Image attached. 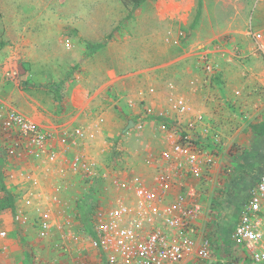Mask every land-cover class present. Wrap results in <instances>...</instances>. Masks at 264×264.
I'll use <instances>...</instances> for the list:
<instances>
[{
	"label": "rangeland",
	"instance_id": "rangeland-1",
	"mask_svg": "<svg viewBox=\"0 0 264 264\" xmlns=\"http://www.w3.org/2000/svg\"><path fill=\"white\" fill-rule=\"evenodd\" d=\"M263 7L264 0H144L138 7H133L130 0H0V91L9 94L3 98L26 116L35 111L55 124L71 118L67 100L73 90L84 94L83 88L91 96L101 86L109 87L113 91L110 110L122 117L123 124L120 135L111 138L114 152L120 156L123 152L128 155L130 150L138 155L144 147L150 153L156 146L157 150L161 147L164 126L180 123L176 116L160 113L172 109L169 98L174 96H165L167 110L164 107L159 112H149L143 108L128 114L119 106L125 87L157 66V52L171 57L181 52L188 40L210 37L213 45L223 40L229 57L226 66L232 67L234 58L247 61L248 52H242L241 44L233 39L253 25ZM161 39L163 45L159 47L157 41ZM104 40L107 43L103 47L92 51V45ZM254 51L264 66L262 51L258 46ZM173 64L167 63L165 67ZM246 69H250L249 65ZM217 70L215 67L208 75L202 72V80L210 87L204 98L209 109L194 113L200 120L207 115L214 132L211 137L219 141L218 159L199 187L203 213L196 228L209 239L213 257L222 264L225 240L237 219L238 205L264 167V89L232 93L226 80L213 76ZM26 101L34 102L35 109L28 108L29 104L21 109L19 103ZM7 107L0 101L1 112ZM80 108L87 109L85 104ZM91 115L94 113L82 117L90 120ZM58 117L60 120L54 121ZM1 146L0 136V150ZM102 152L96 154L92 149V156L105 155ZM1 167L2 164L0 170ZM57 178L53 189L59 193L64 188L68 195L81 244L65 254L62 248L54 246L56 240L51 241L49 250H43L47 247H41L42 242L37 241V262L102 264L98 257H92L86 237L90 215L102 204L100 185L94 184L92 192L82 178L65 172L61 179ZM25 255L21 251V261Z\"/></svg>",
	"mask_w": 264,
	"mask_h": 264
},
{
	"label": "built area",
	"instance_id": "built-area-1",
	"mask_svg": "<svg viewBox=\"0 0 264 264\" xmlns=\"http://www.w3.org/2000/svg\"><path fill=\"white\" fill-rule=\"evenodd\" d=\"M202 68L206 75L213 73L208 54L202 57ZM169 104L177 117L186 112L181 97H170ZM208 132L195 135L175 123L164 126L163 145L153 155L150 171L125 172L115 167L112 153L99 162L80 150L86 139L83 126H48L11 106L0 110L1 149L8 159L54 163L59 150L75 147L66 169L87 181L89 188L100 185L107 197L105 204L92 211L86 233L102 264H220L209 239L196 228L203 213L199 187L219 153V141ZM52 201L60 200L55 194ZM66 213V208L54 213L38 207L29 223L37 238L56 240L54 246L65 252L69 242L78 239ZM13 220L20 225L28 222L25 213L14 214ZM229 233L222 264H264V167L240 202ZM5 236L1 230L0 237ZM33 262L45 264L35 256Z\"/></svg>",
	"mask_w": 264,
	"mask_h": 264
},
{
	"label": "crops",
	"instance_id": "crops-1",
	"mask_svg": "<svg viewBox=\"0 0 264 264\" xmlns=\"http://www.w3.org/2000/svg\"><path fill=\"white\" fill-rule=\"evenodd\" d=\"M252 24L253 25H249V27L243 32L240 31L237 37L233 39L235 42L241 44L242 52H248L246 53L247 61L246 59L235 61L234 58L232 61L233 68L231 66H226L228 64L225 60L229 58L226 55L227 45L220 39L218 40L219 43L215 45L210 43V37H207L206 40L185 41L186 46H183L182 51H177V53L172 54L171 57L162 56L160 52H157V66L150 67L143 75L132 79L131 84L128 85V87H125V91L121 95V98L123 99L119 106L128 114H135L144 110L143 108L151 110L149 112H154L162 110V108L164 109L166 106L164 103L165 96L172 95L176 98L181 97L185 101L186 112L182 116H176L178 121L180 120V123L176 124L184 127H186L188 122L196 124L197 119L195 118L194 113H200L204 110L208 111L209 109L206 107L204 98H206V94L210 93V89H208L210 87H207L206 80H202L203 69L200 60L205 54H208L211 63L214 64V68H218V70L214 72V76H219L222 80H226L227 83H225V85L232 87V93L239 95V93H242L245 89H249V91L258 87L264 89V66L257 58L254 51L255 46H258L264 55V26L259 28L260 25H264V7L260 10V15L257 16ZM157 42V46L161 47L163 45L162 39ZM174 44L177 46L176 43ZM207 44H209V47ZM205 45L208 48L204 47ZM211 54L214 57H211ZM237 58H239V56H237ZM167 63L174 64L172 66L169 65L170 67H165ZM247 65H249L250 68L248 70L246 69ZM1 82L2 80H0V88ZM128 83L129 79L127 81V84ZM102 87L104 86L96 89L91 96H88L86 89L83 90L82 88L81 90L85 95L75 93L76 91L73 90L70 94L69 101L67 100L68 108L71 109L72 112L70 113L71 118L63 120L64 122H61L62 120L59 121L61 117H58V119H54V121L56 120L59 122L53 124L51 118L45 117L35 111L30 115L31 118L28 115L27 116L31 120L38 121L48 126L56 124H64L68 127L75 125L83 126L86 131L85 142L80 145V150L83 153L96 161L103 159L105 156L107 158L110 153H112L116 165L115 167L121 168L125 172L145 173L150 171L154 162L152 157L156 151L158 152L163 144L161 143V147L158 150L156 146L150 153H148L147 148L143 147L138 155H134L129 150L127 151L129 152L128 155H123L125 154L123 152L119 153L120 156H118L116 152H114V147H111V138L120 135V126L123 125L122 117L118 118L117 114L114 115V112L110 110L112 109L110 105V95L111 92L113 93L112 89L106 86L104 88ZM19 92L21 93L22 91L19 90ZM1 95L3 96L2 99L0 98V101L7 106H11V104L3 98H8L7 95L9 94H4L0 91V97ZM78 96L80 97V101ZM82 102L87 109L80 108L83 105ZM26 104L27 106L29 104L30 107L28 106V108L35 109L34 102L28 103L26 101L25 104L19 103L22 107L21 109H23V106H26ZM13 108L15 107L13 106ZM165 110H167L166 107ZM90 112L94 113V116H90V120L82 117V115H86V113L90 114ZM160 113L168 115L169 117L175 116L173 109ZM204 119L191 129L188 128L191 134H203L208 131V134L212 135V133H214L210 130L206 114L204 115ZM205 125L207 126L208 131L203 130ZM142 138L141 142H144L145 138ZM148 139L151 141L153 138L150 137ZM160 139L162 138L160 137ZM99 147L101 148L99 149ZM148 147L150 148V145H148ZM74 149L75 147L62 152L59 150V156L54 163L36 161L31 162V164L28 163V161L15 162L12 159H8L3 151L0 150V159L2 162H0V165L2 164L0 170V196L2 195V187L12 192L15 196L14 207L12 209L0 210V231L4 230L6 232L5 237H0V264H35L33 262V257L36 251V244L34 243H37V241L42 242L41 247H47L43 248V250H49L48 247L53 240H42L37 238L31 229V224L29 225L31 219L35 216L38 207L42 209L51 208L54 213L62 208H66V215L69 216L70 223L73 228L77 230L79 236L78 221L74 218V213L71 211L72 205L71 201L68 199V195L65 193L64 188H62V191L59 193L53 189V184L56 183V180L58 179L57 177L61 179L60 176L62 172L72 175V173L66 168H68V163L73 157L72 152ZM92 149L96 154H100L99 152L104 150L105 155L93 157L95 155L92 153ZM61 169L64 171L61 172ZM55 194L60 200L59 203L52 201V197ZM105 195L106 194H102V196H100V198L102 197L101 206L105 204L107 199ZM47 199L51 200L52 203L50 202L48 205L45 204L39 206L40 202L44 203ZM239 208L240 204L238 205L236 218L238 217ZM19 213H25L27 215L28 222L26 224L20 225L13 220V215ZM79 244H81L79 239L70 241L68 244V251H63V253L68 254L75 245ZM87 245H89V242ZM88 249L90 253L93 254L92 257L94 256L95 259L98 257L101 261L100 255L90 245ZM21 251L27 255H25L24 261H21Z\"/></svg>",
	"mask_w": 264,
	"mask_h": 264
},
{
	"label": "trees",
	"instance_id": "trees-1",
	"mask_svg": "<svg viewBox=\"0 0 264 264\" xmlns=\"http://www.w3.org/2000/svg\"><path fill=\"white\" fill-rule=\"evenodd\" d=\"M130 1H132L133 7H138L139 4L144 0H130ZM106 43L107 40H104L98 44L92 45V51L98 50L99 48L103 47ZM89 189L93 192V187H90ZM1 190H2V195L0 196V210L12 209L14 207V199H15L14 194L8 191L7 189H5L4 187H2ZM90 197H92V193Z\"/></svg>",
	"mask_w": 264,
	"mask_h": 264
},
{
	"label": "water",
	"instance_id": "water-1",
	"mask_svg": "<svg viewBox=\"0 0 264 264\" xmlns=\"http://www.w3.org/2000/svg\"><path fill=\"white\" fill-rule=\"evenodd\" d=\"M179 128L185 133H190V130L184 126H179Z\"/></svg>",
	"mask_w": 264,
	"mask_h": 264
}]
</instances>
